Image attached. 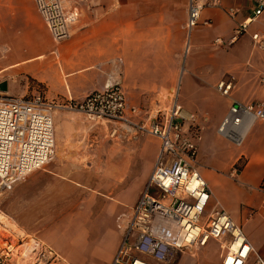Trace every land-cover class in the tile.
<instances>
[{"label": "crops", "instance_id": "crops-1", "mask_svg": "<svg viewBox=\"0 0 264 264\" xmlns=\"http://www.w3.org/2000/svg\"><path fill=\"white\" fill-rule=\"evenodd\" d=\"M62 1L76 19L70 37L58 41L35 0H0V92L43 91L51 100L65 101L82 99L109 80L117 81L128 107L138 108V119L149 123L156 110L173 104V91L199 119L194 140L200 171L211 187V208L219 205L230 214L264 258V195L259 190L264 181V120L255 121L240 144L218 131L234 101L264 102V12L236 43H226L237 25L253 14L256 0H194L203 9L191 30L187 21L192 0ZM256 33L258 40L252 37ZM218 38L223 42L217 43ZM226 77L236 81L230 96L217 87ZM140 136L135 138L134 156L124 153L127 146L115 149L112 168L124 169L117 176L141 168L137 172L148 182V167L140 164H155L160 147L153 141L158 149H152V155L146 148L151 139ZM85 158L80 146L60 147L54 162L0 196L1 212L23 229L46 226L63 211L56 198L65 194V171L84 169ZM49 195L54 197L51 205ZM212 247L217 255L209 260ZM114 252L113 248L107 263H112ZM183 254L177 264H194V256ZM220 255L219 244L211 242L196 264H222ZM82 257L73 255L71 260L79 264ZM254 260L253 256L248 264Z\"/></svg>", "mask_w": 264, "mask_h": 264}, {"label": "built area", "instance_id": "built-area-1", "mask_svg": "<svg viewBox=\"0 0 264 264\" xmlns=\"http://www.w3.org/2000/svg\"><path fill=\"white\" fill-rule=\"evenodd\" d=\"M35 3L54 38L68 39L76 15L64 9L62 0ZM202 9L203 4L191 1L189 30L200 22ZM263 12L264 0H256L253 14L237 25L226 43H236ZM234 14V9H230V15ZM258 36L256 33L252 37L258 40ZM216 42L223 40L218 38ZM217 87L221 94L230 96L236 81L226 77ZM60 108L79 111L94 124L103 125L111 139H135L150 133L160 140L153 170L111 264H173L179 255L204 249L211 242L219 244L222 264H248L253 256L254 264H264V258L231 215L219 205L211 208L212 191L200 171L196 132L186 129L187 122L197 126V115L185 111L176 97L170 107L155 111L147 123L138 119V108L128 107L117 81L109 80L102 89L82 99L65 101L51 100L43 91L29 95L0 92V196L12 192L31 172L55 159V112ZM257 120H264V102L234 101L218 131L240 144ZM236 171L235 168L233 172ZM259 190L264 195V181ZM6 244L0 249V264L13 256L10 247L14 248V240H6Z\"/></svg>", "mask_w": 264, "mask_h": 264}, {"label": "rangeland", "instance_id": "rangeland-1", "mask_svg": "<svg viewBox=\"0 0 264 264\" xmlns=\"http://www.w3.org/2000/svg\"><path fill=\"white\" fill-rule=\"evenodd\" d=\"M169 95L172 99L177 96L173 91ZM198 123L195 127L187 122L186 129L196 132ZM55 125L57 150L60 147H71V150L73 146L82 147L86 152L85 168L65 171V194L56 198L58 207H64L61 209L63 211L60 217L48 219L46 226L20 228L0 210V245H5L6 240H14L13 256L5 264H24L27 260L35 261L33 264H76L71 258L73 255L79 257V254L83 256L79 264H110L107 263L110 253L113 248L116 252L121 244L133 206L147 182L139 173L141 168L128 169L123 176H117L124 169L112 168V157L115 149L123 146H127L123 150L127 156H134L133 145L139 137L121 142L113 140L107 137L103 125L94 124L79 111L63 108L55 112ZM140 137L151 139L152 142L146 145L147 149H158V144L160 147L157 136L145 133ZM151 153L153 155V150ZM74 157H78V154ZM143 164L148 167L146 171L149 177L154 162L152 166L147 161L140 165ZM48 198L51 205L54 197L49 195ZM202 250L192 249L185 254L194 256L196 264ZM208 254L209 260L216 259V248H210ZM180 257L173 264H177Z\"/></svg>", "mask_w": 264, "mask_h": 264}, {"label": "bare ground", "instance_id": "bare-ground-1", "mask_svg": "<svg viewBox=\"0 0 264 264\" xmlns=\"http://www.w3.org/2000/svg\"><path fill=\"white\" fill-rule=\"evenodd\" d=\"M5 245H6V244H5ZM5 245H0V249L6 248ZM10 250L13 251V246L10 247ZM26 255H27V254H26ZM23 258H25V257L23 256ZM27 259H28V258H27ZM34 262H35V261H33V260H27V261H24L23 263H24V264H33Z\"/></svg>", "mask_w": 264, "mask_h": 264}]
</instances>
